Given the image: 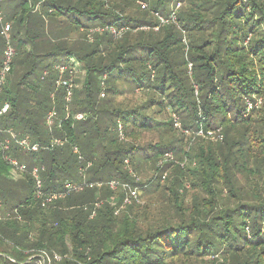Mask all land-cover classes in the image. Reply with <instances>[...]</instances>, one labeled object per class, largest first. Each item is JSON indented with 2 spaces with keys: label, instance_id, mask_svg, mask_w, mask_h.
Instances as JSON below:
<instances>
[{
  "label": "trees",
  "instance_id": "obj_1",
  "mask_svg": "<svg viewBox=\"0 0 264 264\" xmlns=\"http://www.w3.org/2000/svg\"><path fill=\"white\" fill-rule=\"evenodd\" d=\"M0 10L15 50L0 138L13 132L41 147H0L9 214L0 219V264H264V0H0ZM5 39L0 24V72ZM72 56L86 71L70 104L81 120L66 119L57 87L56 67ZM53 109L63 122L50 130ZM53 138L66 143L52 147ZM6 156L39 166L46 194L66 193L87 169L88 184L119 181L140 190V203L116 214L127 189L103 185L43 207L31 175L12 180Z\"/></svg>",
  "mask_w": 264,
  "mask_h": 264
},
{
  "label": "built area",
  "instance_id": "obj_2",
  "mask_svg": "<svg viewBox=\"0 0 264 264\" xmlns=\"http://www.w3.org/2000/svg\"><path fill=\"white\" fill-rule=\"evenodd\" d=\"M147 5L149 6L148 2H140V6L143 9H146ZM160 20L162 21V24L168 23V20L164 19L163 17H160ZM171 20L175 21L176 16L175 14L172 15ZM0 24L3 29V34L7 40V47L5 50V55H4V64H3V69L0 72V94L2 91V88L6 82V78L11 72L12 68V61L15 57V50L11 44L10 41V31H11V26L10 24L6 23L4 20V16L0 10ZM99 32H102V30H98ZM110 32H112L116 37L120 36L123 30L116 31L113 28L109 29ZM58 72H59V79L57 81V87H64L66 90V95H65V100H66V119L72 118L73 120H81L84 118V114H73L70 110V104L72 101V96H73V88H74V77H75V68L70 66H57L56 67ZM66 74H68V78H65ZM106 76L103 78L105 79ZM249 111L254 108V105L252 103H249ZM11 107L8 103H5L2 107H0V119L5 116L6 114L9 113ZM62 117L59 115L56 109L51 110L47 116H46V125L47 127L52 130L57 123L61 125L63 122ZM178 119V118H176ZM178 125V124H177ZM180 127V125H179ZM119 133L121 134V137L124 138L123 134V127L122 125H119ZM0 129V133H1ZM200 133H203L200 131ZM213 132H208V135H213ZM223 135L220 136L222 139ZM220 140V139H219ZM15 142L23 151H28V152H37L41 148L38 144H32L31 141L27 138H19L15 133L10 132V138L1 140L0 138V147L1 151L3 153H7L9 149L11 148V143ZM66 143L65 140L62 139H54L51 143L52 147L55 146H63ZM73 152L77 155H79V158L82 159V156L80 155L78 147H73ZM167 157V156H166ZM6 161L9 163L11 166V175L14 173H18L20 175L24 174H29L34 180L35 183V196L36 198L40 199L43 202V207H48L54 200L58 198H64L66 194L70 193L71 191H81L84 189L85 186H89V188H93L94 186L102 187L107 186L111 190H117L118 188H124L127 189L126 192L128 194L125 196L123 203L121 204L122 208H126L130 205H132L133 201H136L140 203V200L138 198V193L137 189H131L127 184H121L119 181L112 180L107 183L99 182L96 184H88L86 182V170L87 169H80V174L83 176L84 181L80 184H66L65 189L66 193H53V194H46L43 192V180L41 177V168L39 166H36L32 168L31 171L28 170L27 166L25 164H21L17 159H14L10 156L5 157ZM128 163V161H126ZM91 164L88 165L90 167ZM132 173V171H131ZM119 210V209H118ZM118 213V212H117Z\"/></svg>",
  "mask_w": 264,
  "mask_h": 264
},
{
  "label": "rangeland",
  "instance_id": "obj_3",
  "mask_svg": "<svg viewBox=\"0 0 264 264\" xmlns=\"http://www.w3.org/2000/svg\"><path fill=\"white\" fill-rule=\"evenodd\" d=\"M149 1H151V0H149ZM141 7V6H140ZM173 8L175 7V6H172ZM141 10L142 11H148L149 10V6L147 5V7H146V9H143V8H141ZM156 17L159 19V21H160V23H162V21L160 20V15L159 14H156ZM165 19V18H164ZM165 24H167V23H165ZM142 29H145V30H148V28H142ZM155 31H158V28H155ZM68 36V38H77V34H73V36H69V35H66V37ZM53 38V37H52ZM61 37H57V36H55L54 35V40H57V39H60ZM6 40V39H5ZM184 41H185V39H184ZM6 42H7V40H6ZM89 42H92V41H89ZM186 42V44H187V46H188V42L187 41H185ZM184 42V43H185ZM248 43V41L245 43V45ZM70 65L72 66V67H74L75 68V77H74V81H75V84H74V87H81V83L83 82V80H84V78H85V76H86V71H85V69L83 68V65L79 62V60H77V58L75 57V56H72L71 57V61H70ZM192 67H193V65H192V63H189V70H190V73H191V70H192ZM105 77V76H104ZM103 77V78H104ZM78 82V83H77ZM136 94L138 95V96H141V92H138V91H136ZM106 96V93L105 92H103L102 94H101V99H103V97H105ZM141 98V97H140ZM258 106H261L262 105V99H258ZM178 116H174V117H172V120H173V124H174V127L176 128V129H182L181 128V121L179 120V119H176ZM179 118V117H178ZM178 124V125H177ZM179 125H180V127H179ZM184 131V130H183ZM187 134H185V135H189V131H187L186 132ZM214 133V132H213ZM193 134V133H192ZM197 135V137H200V138H205V139H207V140H212V141H216V140H218V139H220V140H223V138L224 137H222V139L220 138V136H221V134H220V132H218V133H214L213 135H204L203 133H198V134H196ZM54 139H58V138H53V140ZM219 141V140H218ZM165 156H167V159L169 160L168 162H173V161H176V165H181V167H185L186 165H188V162H186L187 160L185 159L183 162L182 161H180L179 162V160L177 159L176 160V158H175V155L173 154V153H166L165 154ZM126 161H128V160H126ZM127 165H129V162L128 163H126ZM130 172H131V170H129ZM11 177H12V180L14 181V182H16V183H19L20 181H23V180H25V177H26V174H24V175H20V174H18V173H14V174H12L11 175ZM79 183V182H78ZM185 186L187 187V190H191L190 188V186H191V184H190V182L189 181H186L185 182ZM137 189V193H138V198H139V194H140V190L138 189V188H136ZM123 189H121V187L120 188H118L117 190H112V191H114L115 193H117V192H119V191H122ZM124 191V190H123ZM125 193H126V195L128 194V192H126V191H124ZM181 192H182V190H181ZM118 196V195H117ZM117 196H114L113 197V201L114 200H116V197ZM140 199V198H139ZM142 204V203H141ZM101 205V202H99L98 204H97V206L99 207ZM126 210V208H122V206L120 207V209L119 210H117L116 211V214H120V213H122L123 211H125ZM118 212V213H117ZM7 215H9V214H7L6 213V211H5V209H4V207L3 206H1L0 205V219L2 220V219H4ZM31 260H29V262H30ZM44 264V263H43Z\"/></svg>",
  "mask_w": 264,
  "mask_h": 264
}]
</instances>
